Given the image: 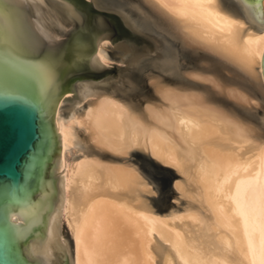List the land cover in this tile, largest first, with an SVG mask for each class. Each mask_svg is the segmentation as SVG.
I'll return each instance as SVG.
<instances>
[{
	"label": "bare ground",
	"instance_id": "bare-ground-1",
	"mask_svg": "<svg viewBox=\"0 0 264 264\" xmlns=\"http://www.w3.org/2000/svg\"><path fill=\"white\" fill-rule=\"evenodd\" d=\"M139 1L149 20H162L186 46L264 87V23L249 21L241 0H235L241 13L228 0ZM257 3L264 21V0ZM59 8L71 11L64 2ZM93 57L107 64L100 46ZM191 75L239 104L250 101L210 76ZM153 90L160 102H146L140 111L107 94L66 120L57 106L59 212L46 215L45 241L52 230L61 236L64 222L72 264H264V141L198 93L160 84ZM76 127L102 151H139L172 168L182 211L158 215L148 200L153 189L129 164L88 155L68 163ZM45 253L52 256L49 246Z\"/></svg>",
	"mask_w": 264,
	"mask_h": 264
},
{
	"label": "water",
	"instance_id": "water-1",
	"mask_svg": "<svg viewBox=\"0 0 264 264\" xmlns=\"http://www.w3.org/2000/svg\"><path fill=\"white\" fill-rule=\"evenodd\" d=\"M241 1L249 21L264 23L257 0ZM43 2L69 23L61 40L51 42L42 33L34 2L0 0V264H72L68 236L64 241L52 230L49 241L44 237L46 215L59 212L57 106H72L81 99L82 86L117 81L118 74L130 77L127 96L150 92L147 72L185 81L181 70L196 68L201 54L159 18L149 20L139 0L125 6L118 0ZM61 2L71 6L68 15ZM104 36L115 51L106 55L118 64L93 57ZM261 69L264 81V51ZM130 155L155 191L153 204L163 206L174 170L142 152Z\"/></svg>",
	"mask_w": 264,
	"mask_h": 264
},
{
	"label": "rangeland",
	"instance_id": "rangeland-1",
	"mask_svg": "<svg viewBox=\"0 0 264 264\" xmlns=\"http://www.w3.org/2000/svg\"><path fill=\"white\" fill-rule=\"evenodd\" d=\"M23 1L25 2L26 0ZM30 1L35 4L42 33L49 35L51 42L53 40H61L62 30L69 28V23L65 22L58 16V14H56V12L51 10L49 6L45 4L46 2H43L44 0ZM222 1L224 2L225 0ZM228 1L236 7L239 13H241L240 7L235 0ZM99 46L102 54L107 60V66H110L111 63L118 64V58L112 60V55H106V53H115L114 47L107 40V36H104L101 40H99L98 47ZM198 52L201 54H197L196 56V68H185L180 72L181 77L185 81H171L165 79L159 73L147 72L144 76L146 84L150 88V92L137 96H127L124 95V93L128 90L126 84L130 82V77L128 74H118L117 81L98 83L92 82L93 86H90V88L82 86L81 99L77 100L72 106H63L61 110L58 105V115L65 120L74 115L78 116L95 100V98L104 94L110 95L123 102L126 106L140 111L144 106L143 104L146 102H160L157 95L154 94L155 91L153 89L155 84L168 85L178 90L190 91L195 94L198 93L207 103L218 107L222 111L227 112L231 116L241 120L243 123L250 125L251 128H253V130L258 134L259 138L264 141V87L262 83L250 81L233 69L223 65L216 58L211 57L202 51L198 50ZM191 72L192 74L198 73L203 76H210L212 79H215L223 89L232 87L239 90L248 97V100H250L249 103H237V101H234V99L227 96L224 90L220 91L213 87V85L209 82L192 78ZM75 134L76 140L74 146L71 147L65 155L68 163L78 159L81 155L97 156L105 161L129 164L144 177L137 167L136 162L133 161L130 155L131 153L127 156H116L102 151L97 147L95 148V146L90 142L87 133L82 128L76 127ZM59 172L62 173L61 170H59ZM176 178L177 177L175 176L173 180ZM150 186L153 189L151 184ZM153 192L154 194L148 197V200L158 215L164 216L168 212L178 213L185 207L184 200L179 198L173 188V185L170 195L165 199V203L161 207L153 204L152 197L156 196L154 189ZM60 232L63 240L66 241V236H68L71 250L72 237L64 222H61Z\"/></svg>",
	"mask_w": 264,
	"mask_h": 264
},
{
	"label": "snow or ice",
	"instance_id": "snow-or-ice-1",
	"mask_svg": "<svg viewBox=\"0 0 264 264\" xmlns=\"http://www.w3.org/2000/svg\"><path fill=\"white\" fill-rule=\"evenodd\" d=\"M245 2H247V0H245Z\"/></svg>",
	"mask_w": 264,
	"mask_h": 264
}]
</instances>
